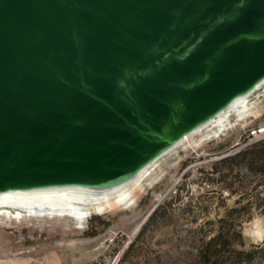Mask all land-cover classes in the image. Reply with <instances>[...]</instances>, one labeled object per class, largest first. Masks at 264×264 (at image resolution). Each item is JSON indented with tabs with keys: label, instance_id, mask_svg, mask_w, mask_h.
Wrapping results in <instances>:
<instances>
[{
	"label": "water",
	"instance_id": "95a60500",
	"mask_svg": "<svg viewBox=\"0 0 264 264\" xmlns=\"http://www.w3.org/2000/svg\"><path fill=\"white\" fill-rule=\"evenodd\" d=\"M263 79L264 0H0V192L120 183Z\"/></svg>",
	"mask_w": 264,
	"mask_h": 264
},
{
	"label": "rangeland",
	"instance_id": "374dc122",
	"mask_svg": "<svg viewBox=\"0 0 264 264\" xmlns=\"http://www.w3.org/2000/svg\"><path fill=\"white\" fill-rule=\"evenodd\" d=\"M261 98L260 116L233 119L226 135L181 154L175 168H163L161 179L152 181L127 210L92 213L82 227L67 217L22 213L16 218L11 209L0 208V261H5L0 264H76L98 255L105 264L115 259L116 264H202L197 248L230 208L237 209L233 228L243 240L234 247L264 244V180L240 160L231 166L217 162L258 141L251 134L264 124ZM3 210L10 214L6 217Z\"/></svg>",
	"mask_w": 264,
	"mask_h": 264
},
{
	"label": "bare ground",
	"instance_id": "6f19581e",
	"mask_svg": "<svg viewBox=\"0 0 264 264\" xmlns=\"http://www.w3.org/2000/svg\"><path fill=\"white\" fill-rule=\"evenodd\" d=\"M256 94V95H255ZM264 79L248 93L239 95L218 114L183 134L130 178L105 187L81 185L10 189L0 192V208L11 209L19 218L22 213L35 217H67L82 226L87 217L134 207L146 187L161 179L163 168L174 169L181 154L203 147L207 142L226 135L235 123L261 115ZM253 132H256L253 131ZM6 217L10 212L3 210ZM127 217H121L124 221ZM77 225V226H78ZM84 225V224H83ZM83 227V226H82ZM87 240H78V243ZM5 262V261H0Z\"/></svg>",
	"mask_w": 264,
	"mask_h": 264
},
{
	"label": "trees",
	"instance_id": "16d2710c",
	"mask_svg": "<svg viewBox=\"0 0 264 264\" xmlns=\"http://www.w3.org/2000/svg\"><path fill=\"white\" fill-rule=\"evenodd\" d=\"M235 160H240L247 169L259 174L264 180V139L251 143L233 155L217 160V162H227L231 166ZM241 199L242 197H239L236 203H239ZM157 208L158 206L153 210V213ZM234 212H237V209L230 208L223 217L217 220L216 232L201 242L196 254L199 263L251 264L255 259H260L261 263L264 262L263 243L251 245L247 250L234 247L236 244L243 245L240 231L233 228Z\"/></svg>",
	"mask_w": 264,
	"mask_h": 264
},
{
	"label": "built area",
	"instance_id": "2783aa9c",
	"mask_svg": "<svg viewBox=\"0 0 264 264\" xmlns=\"http://www.w3.org/2000/svg\"><path fill=\"white\" fill-rule=\"evenodd\" d=\"M256 132H252V136L253 138H255L256 140L259 139H264V124L262 126L257 127L256 129H254L253 131ZM117 260H112L110 263L108 264H116ZM39 264H45V263H39ZM62 264V263H59ZM76 264H105L101 257L98 255L96 256L94 259L90 260V261H86V262H80V263H76Z\"/></svg>",
	"mask_w": 264,
	"mask_h": 264
}]
</instances>
